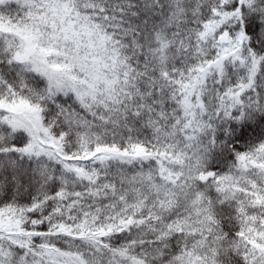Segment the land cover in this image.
Wrapping results in <instances>:
<instances>
[{
  "label": "snow or ice",
  "instance_id": "1",
  "mask_svg": "<svg viewBox=\"0 0 264 264\" xmlns=\"http://www.w3.org/2000/svg\"><path fill=\"white\" fill-rule=\"evenodd\" d=\"M0 264H264V0H0Z\"/></svg>",
  "mask_w": 264,
  "mask_h": 264
}]
</instances>
